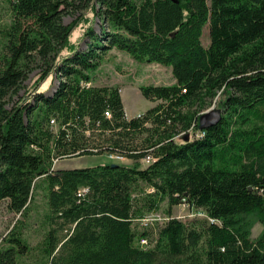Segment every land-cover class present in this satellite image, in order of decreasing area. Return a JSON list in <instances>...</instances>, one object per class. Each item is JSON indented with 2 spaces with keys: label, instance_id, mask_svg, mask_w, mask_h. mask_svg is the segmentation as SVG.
I'll return each instance as SVG.
<instances>
[{
  "label": "trees",
  "instance_id": "1",
  "mask_svg": "<svg viewBox=\"0 0 264 264\" xmlns=\"http://www.w3.org/2000/svg\"><path fill=\"white\" fill-rule=\"evenodd\" d=\"M6 1L0 201L20 218L2 239L0 264H264V0H86V12L67 24L66 0ZM112 47L171 69L172 85L140 88L159 101L140 115L126 118L118 87L83 85ZM36 56L45 68L7 108ZM54 74L61 80L46 95L40 86ZM215 98L221 118L202 129L194 107ZM187 130L203 133L178 140ZM107 150L131 163L51 169L53 157ZM147 154L155 159L142 166ZM37 180L48 228L30 246L21 223ZM184 202L204 216H173ZM159 210L161 221L142 223Z\"/></svg>",
  "mask_w": 264,
  "mask_h": 264
},
{
  "label": "rangeland",
  "instance_id": "2",
  "mask_svg": "<svg viewBox=\"0 0 264 264\" xmlns=\"http://www.w3.org/2000/svg\"><path fill=\"white\" fill-rule=\"evenodd\" d=\"M68 4L64 5L62 13V21L67 24L76 19L79 15L86 12L84 3L86 0H66ZM12 21V12L6 0H0V68L2 66L3 58L6 55V41L7 35L4 29ZM103 22L99 18L96 19L94 28L100 31ZM80 25L75 27L72 31V40H75L81 32ZM109 29L108 26H106ZM201 41L203 45L209 42V31L207 26L202 30ZM80 47L84 49L86 45L82 42ZM45 68V64L36 56L32 62L25 66L26 78L23 79L17 89L16 93H11L5 98V106L11 108L20 96L25 94L31 87L32 82L35 80L39 72ZM91 85L93 86H114L119 88L122 103L124 106L126 118H131L144 113L149 108L155 106L159 101H152L146 99L140 88L148 85H172L175 80L172 76L170 67L162 66L157 63H147L135 61L128 53L112 47L101 54V60L98 67L90 74ZM61 77L55 74L46 79L40 86V90H44L46 95H49L55 88ZM216 98L210 99L203 106L194 107L198 114L216 108ZM191 130L180 132L177 135L178 140L190 139L194 136ZM146 136V133L140 135ZM95 140V138H94ZM112 163L105 155H80L66 157L59 159L53 163V168L65 167H87L99 163ZM122 165H129L131 160L125 158L119 162ZM45 185L41 180L36 181V187L32 192V199L28 206V217L25 222L21 223L22 235L29 243L30 246L40 241L44 231L48 228L47 222L44 220V213L47 211V201L45 197ZM173 216L181 220H190L195 216H204L201 209H194L188 204L180 203L173 208ZM20 218L17 213L10 212L6 208V202L0 201V245L2 244L3 237L12 228L15 222ZM164 218L162 210L148 214L142 223L150 222L153 220L161 221ZM252 237H257L262 231V225L256 223L252 227ZM65 230L62 232V234ZM21 264H33L31 258L24 259Z\"/></svg>",
  "mask_w": 264,
  "mask_h": 264
},
{
  "label": "built area",
  "instance_id": "3",
  "mask_svg": "<svg viewBox=\"0 0 264 264\" xmlns=\"http://www.w3.org/2000/svg\"><path fill=\"white\" fill-rule=\"evenodd\" d=\"M83 85L84 86H90L91 85V82H84L83 83ZM104 116L106 117V118H111V111L110 110H108V109H106L105 111H104ZM50 126H51V128H52V131L54 132V133H57V131H58V129H59V126H58V124H57V120L55 119V118H52V119H50ZM62 129H66V125L65 124H62L61 126H60ZM106 132H108L107 130H106ZM203 132H201V131H198L197 133H196V135L198 136V135H201ZM35 149H37V147H35V146H33ZM95 152L98 150V149H93ZM103 155H105V157L109 160V161H111L112 163H117V162H119L120 160H123V159H125V157L119 152V151H117V150H107V151H105L104 152V154ZM154 157H153V155L152 154H147V155H145L141 160H140V162H141V165L142 166H146V165H148V164H150V163H152L153 161H154ZM59 160V158L58 157H53L52 158V166H51V169H54L53 168V163L55 162V161H58ZM87 192V188L86 187H80L78 190H77V195L78 196H82L83 194H85ZM147 223V222H146Z\"/></svg>",
  "mask_w": 264,
  "mask_h": 264
},
{
  "label": "water",
  "instance_id": "4",
  "mask_svg": "<svg viewBox=\"0 0 264 264\" xmlns=\"http://www.w3.org/2000/svg\"><path fill=\"white\" fill-rule=\"evenodd\" d=\"M221 118V111L219 109H211L202 112L198 117V122L200 128H208L219 122ZM111 165H117L116 163H111ZM251 190V187L249 188Z\"/></svg>",
  "mask_w": 264,
  "mask_h": 264
},
{
  "label": "crops",
  "instance_id": "5",
  "mask_svg": "<svg viewBox=\"0 0 264 264\" xmlns=\"http://www.w3.org/2000/svg\"><path fill=\"white\" fill-rule=\"evenodd\" d=\"M60 168H72V167H65V166H62V167H60Z\"/></svg>",
  "mask_w": 264,
  "mask_h": 264
}]
</instances>
